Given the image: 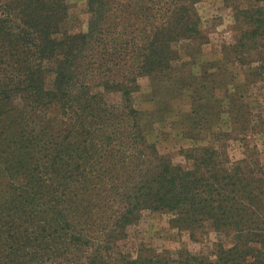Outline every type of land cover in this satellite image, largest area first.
Segmentation results:
<instances>
[{"label":"trees","instance_id":"trees-1","mask_svg":"<svg viewBox=\"0 0 264 264\" xmlns=\"http://www.w3.org/2000/svg\"><path fill=\"white\" fill-rule=\"evenodd\" d=\"M198 2L87 0V31L77 33L67 29L66 0H13L18 24L0 14V54L15 59L18 75L14 92L0 89L7 178L0 264H264V163L250 152L232 162L216 135L227 134L226 141L233 134L235 126L221 120L226 115L243 133L250 130L251 110L233 74L248 85L264 83V0L236 3L234 43L217 59L189 63L180 51L194 59L207 43ZM10 41L25 56L34 53L33 62ZM178 62L191 65L192 75L177 77ZM93 71L102 75L91 81L120 92L125 107L104 105ZM141 77L154 87L168 83L177 96L190 91V111L180 118L184 133L200 142L183 150L187 166L145 139L131 102ZM14 95L23 101L19 108L9 107ZM121 122L126 126H115ZM145 211L174 215L171 224L191 237L209 225L231 246L215 244L213 256L180 251L177 258L144 249L133 259L117 243Z\"/></svg>","mask_w":264,"mask_h":264},{"label":"rangeland","instance_id":"rangeland-1","mask_svg":"<svg viewBox=\"0 0 264 264\" xmlns=\"http://www.w3.org/2000/svg\"><path fill=\"white\" fill-rule=\"evenodd\" d=\"M0 6L8 4L5 12H1L3 18H10L15 24L19 21L17 16L19 12L17 6L14 11L11 5L13 0H0ZM243 6H251L254 0H199L196 4V10L201 18L202 30L207 42L202 48V54L189 59L186 56V51H180V57L189 63L197 61L199 63L217 59L220 56L222 47L232 44L235 41L236 31L234 29V12L233 6L239 3ZM68 6L67 29L71 32H85L87 31L88 22L91 14L88 12L87 0H66ZM264 5V2L262 3ZM7 10L9 13L7 12ZM8 43L12 45L23 56L30 58L33 62L36 58L34 53H21L17 49L13 41ZM185 42H178L179 47ZM3 41L0 40V48H2ZM185 48V46H182ZM25 49V47H24ZM31 56V57H30ZM14 58H9L8 54L1 52L0 54V89L8 94L15 91L18 75L15 70ZM180 69L177 77L181 74L184 77L192 75L191 65H182L180 62L175 63ZM102 72V70H99ZM99 72H92L90 81L95 77L102 75ZM236 86L240 89L242 94L241 102L248 104L251 110V126L250 130L243 133L242 125L233 124L231 118L226 115L221 117L222 122L228 126H235L233 134H230V139L225 140L227 134L219 135L220 145H225L227 156L232 162H236L244 158V153L250 152L257 153V157L261 163H264V83L261 81L251 82L250 85L245 83V77L241 73L233 74ZM53 75L45 77L44 84L51 87L53 83ZM228 80V78H227ZM93 90L98 93L107 107H125V102L122 94L112 89H106L96 81H91ZM111 84V83H110ZM140 90L132 93L131 102L133 107L139 112L142 133L149 144L155 145L159 154L169 159L175 165L187 166L188 161L185 158L183 150L194 147L197 142V137L192 135L190 138L188 134L184 133L183 124L181 121V113L189 112L191 108V98L189 97L190 91L185 92L182 96H177L175 92L164 87L168 83L157 84L152 82L148 77H141L138 80ZM110 86V85H109ZM111 87V86H110ZM2 95V93L0 94ZM10 98V97H9ZM23 105V101L19 95L12 97V104L9 107L19 108ZM125 105V106H124ZM7 108V107H6ZM34 126L37 121L32 119ZM125 127V123H115V126ZM222 130H229L225 127ZM1 132V128H0ZM219 133V131H218ZM243 134H248L249 139L244 141ZM208 135V134H203ZM241 139V140H240ZM200 144V143H199ZM255 149L253 150L252 148ZM252 149V150H249ZM5 172L0 164V204L4 203V184L7 178L3 177ZM5 205L0 207V215L5 209ZM176 217L172 214L154 213L145 211L142 213L140 219L133 225L129 226L126 230V236L119 240L117 245L121 251L132 257L136 258L139 254L143 253L146 249L147 254L155 252L156 254H169L172 258H177L178 253L188 252L195 256H213L215 244L223 243L227 246L230 245L228 238L216 233L209 225H205L203 229L195 230L194 237H191V231L184 227H179L171 224V221ZM176 226V227H174Z\"/></svg>","mask_w":264,"mask_h":264}]
</instances>
